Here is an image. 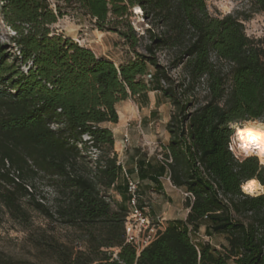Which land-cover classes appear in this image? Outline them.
Wrapping results in <instances>:
<instances>
[{
    "label": "trees",
    "instance_id": "trees-1",
    "mask_svg": "<svg viewBox=\"0 0 264 264\" xmlns=\"http://www.w3.org/2000/svg\"><path fill=\"white\" fill-rule=\"evenodd\" d=\"M63 2L116 33L133 57L115 65L52 32L60 6L0 0L13 31L0 40V221L7 214L29 229L36 212L78 231L77 241L43 239L54 264H264V191L244 189L252 179L264 188V164L231 143L235 125L264 121V37L247 36L232 14L210 15L206 0ZM250 2L264 23V0ZM135 7L149 21L140 35L129 20ZM150 91L172 107L161 153L170 161L145 165L188 194V212L137 251L125 241L127 210L111 204L122 165L107 124L118 122V102ZM201 226L225 243L197 244Z\"/></svg>",
    "mask_w": 264,
    "mask_h": 264
},
{
    "label": "rangeland",
    "instance_id": "rangeland-1",
    "mask_svg": "<svg viewBox=\"0 0 264 264\" xmlns=\"http://www.w3.org/2000/svg\"><path fill=\"white\" fill-rule=\"evenodd\" d=\"M39 1L43 5L47 4L53 10L58 6L62 7V13L64 14L57 19L56 23L51 25L52 32L73 39L78 44L90 48L97 56L110 59L115 65L133 57V53L116 33L98 30L93 23L94 20L83 15L80 10L65 6L63 0ZM206 7L208 13L212 16L232 14L239 18L247 36L252 38L264 37L263 13L256 11L250 0H206ZM130 11L132 13L129 17L131 24L138 35L143 34L145 28L149 26V21L140 9L135 7ZM11 35H13V31L3 23L0 15V40L9 43ZM138 50L143 51L141 45L138 46ZM157 55L162 63L167 62L168 51L160 49ZM175 72L178 73L179 70H175ZM116 109L118 122L107 124L115 137V151L120 149L121 140L124 135H127L129 140L127 146L122 149L123 156L127 155L129 149H138L141 157H144V161L147 160L157 165V156L161 155L163 144L166 145L168 141L166 123L172 110L169 100L165 99L159 92L150 91L147 93L146 98L130 97L118 102ZM237 127L241 128L242 125H235V132ZM231 143L235 149L236 142L231 139ZM239 157L243 158L242 155H239ZM166 187L168 194L160 202L161 212L170 213L171 216L174 214V216L177 215L181 218L185 212L183 201L185 195L174 191L168 185ZM259 190L261 188L256 193ZM39 191L48 198L52 196L50 190L45 187H40ZM174 193H177V195ZM111 194L113 197L111 204L115 208L120 198L114 190L111 191ZM122 202H124V199ZM140 203L146 207V212L150 216L149 203L147 200L142 199L141 195ZM127 207V204L126 208L123 206L126 210ZM31 216L32 226L29 228L30 230L11 219L7 214L2 217L0 221V257H11L35 264H54L52 257L43 248V239L54 237L59 241L72 242L77 241L81 236L78 231L58 222H50L36 212H32ZM162 219V216H160L159 218H153V221L157 225V223L164 221ZM180 221L184 225L183 221ZM209 238L203 227L193 233V239L197 244L201 241L209 242ZM212 242L216 243V238L212 239ZM113 251L115 253L116 249H113Z\"/></svg>",
    "mask_w": 264,
    "mask_h": 264
},
{
    "label": "crops",
    "instance_id": "crops-1",
    "mask_svg": "<svg viewBox=\"0 0 264 264\" xmlns=\"http://www.w3.org/2000/svg\"><path fill=\"white\" fill-rule=\"evenodd\" d=\"M158 92V91H156ZM164 145V144H163ZM119 161L122 165V169L130 175V177L136 181H138V190L142 197V199L147 200L150 207V216L151 218H159L162 216L164 221H161V227L164 228L168 222L174 220H182L184 221L188 208L185 207L184 215L179 218L174 214L171 216L170 213L161 212L160 202L164 198L165 195L168 194L167 185L172 188L174 191H178L184 194V191L180 188L174 187L168 177L167 172L164 174L157 176L155 173V167L146 166L144 161V157H141L140 151L138 149H129L127 155L124 157L122 154V150L119 152ZM153 164V163H152ZM137 168V171L135 170ZM118 189L114 190L116 195L120 198L118 199V205L126 208L127 204V194L125 187V177L123 173H121L120 178L117 181ZM173 192V191H172ZM173 194V193H172ZM171 194V195H172ZM177 195V193H174ZM124 199V202H122ZM184 201V199H183ZM162 219V220H163ZM204 229V226H201ZM201 227L198 229L200 230ZM209 242L214 247H219V245L224 244L225 240L222 235H212L209 236ZM216 238V243L212 242V239Z\"/></svg>",
    "mask_w": 264,
    "mask_h": 264
},
{
    "label": "built area",
    "instance_id": "built-area-1",
    "mask_svg": "<svg viewBox=\"0 0 264 264\" xmlns=\"http://www.w3.org/2000/svg\"><path fill=\"white\" fill-rule=\"evenodd\" d=\"M150 74L147 78H150ZM128 136L124 135L121 140L120 151L127 146ZM119 158V156H118ZM159 161L169 162L162 154L157 156ZM137 171V168L135 169ZM122 173L125 177V187L127 194V213L124 219L125 241L135 246L137 251L146 246L155 238L159 230H162L161 224L154 223L153 219L146 212V207L140 203V194L138 190V181L132 179L124 169ZM184 195H188L184 193Z\"/></svg>",
    "mask_w": 264,
    "mask_h": 264
},
{
    "label": "clouds",
    "instance_id": "clouds-1",
    "mask_svg": "<svg viewBox=\"0 0 264 264\" xmlns=\"http://www.w3.org/2000/svg\"><path fill=\"white\" fill-rule=\"evenodd\" d=\"M235 150L243 157L257 156L264 163V121H252L246 123L242 128H236ZM245 191H251L255 187H260L255 180L248 183ZM264 191V188H261Z\"/></svg>",
    "mask_w": 264,
    "mask_h": 264
},
{
    "label": "bare ground",
    "instance_id": "bare-ground-1",
    "mask_svg": "<svg viewBox=\"0 0 264 264\" xmlns=\"http://www.w3.org/2000/svg\"><path fill=\"white\" fill-rule=\"evenodd\" d=\"M136 9H138L137 7H136ZM248 122H252V121H245L244 122V124L242 125V127L246 124V123H248ZM241 127V128H242ZM259 158V161H260V163H261V158L260 157H258ZM261 164H264V163H261ZM252 180H254V179H252ZM252 180H249V181H247V182H245V185H244V189L246 188V186L248 185V183L250 182V181H252ZM256 181V180H255ZM257 182V181H256ZM257 184L260 186V184L257 182ZM261 188V186L260 187H253L252 189H251V191H245L246 193H256V191L258 190V189H260ZM260 191V190H259Z\"/></svg>",
    "mask_w": 264,
    "mask_h": 264
},
{
    "label": "snow or ice",
    "instance_id": "snow-or-ice-1",
    "mask_svg": "<svg viewBox=\"0 0 264 264\" xmlns=\"http://www.w3.org/2000/svg\"><path fill=\"white\" fill-rule=\"evenodd\" d=\"M248 188V186H246V189Z\"/></svg>",
    "mask_w": 264,
    "mask_h": 264
}]
</instances>
